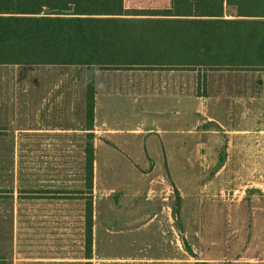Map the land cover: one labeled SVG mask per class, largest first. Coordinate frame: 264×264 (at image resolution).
I'll use <instances>...</instances> for the list:
<instances>
[{
    "label": "rangeland",
    "instance_id": "1",
    "mask_svg": "<svg viewBox=\"0 0 264 264\" xmlns=\"http://www.w3.org/2000/svg\"><path fill=\"white\" fill-rule=\"evenodd\" d=\"M95 70L130 91L151 92L174 75ZM181 73L170 81L186 80L189 95H206L208 74L214 84L228 86L223 92L231 94V109L212 113L229 125L224 136L231 137V145L212 157L201 152L195 157L197 146L188 141L185 157L170 149L171 139L169 159L162 162L151 151L150 169L135 172L126 159L99 146L88 261L82 194L87 121L80 106L87 69L0 66V264H264V134L259 132L264 108L250 102L264 95V71ZM142 112L137 110L134 120ZM206 115V110L198 114L208 130ZM211 123L221 134L225 130ZM132 150L133 162L146 167L140 152Z\"/></svg>",
    "mask_w": 264,
    "mask_h": 264
},
{
    "label": "trees",
    "instance_id": "2",
    "mask_svg": "<svg viewBox=\"0 0 264 264\" xmlns=\"http://www.w3.org/2000/svg\"><path fill=\"white\" fill-rule=\"evenodd\" d=\"M134 13L160 18L126 17ZM0 66L87 69L82 194L90 261L95 69L264 71V0H171L156 12L125 10L123 0H0Z\"/></svg>",
    "mask_w": 264,
    "mask_h": 264
},
{
    "label": "crops",
    "instance_id": "3",
    "mask_svg": "<svg viewBox=\"0 0 264 264\" xmlns=\"http://www.w3.org/2000/svg\"><path fill=\"white\" fill-rule=\"evenodd\" d=\"M123 4L125 10L156 12L169 10L171 7V0H133L132 3L131 0H123ZM151 18L160 17L151 16ZM166 72L173 73L174 75L167 77L169 79L167 82L164 81L162 85L159 84V87H155L151 92H147L146 88H144V90L140 88L139 91H130L124 84L121 85V83H117L116 85H112L111 81L108 79V75H106L104 79L103 76L101 77L95 74L93 131L95 136V182L99 177L97 161L99 146H104L109 152H112L113 155L115 154L126 159V161L133 165L132 170L135 172L137 168L140 170L150 169V161L151 163L154 162V156L151 155V151H157L159 159H161L162 162L164 158L169 159L170 156L166 147V141H172L171 139L174 141L170 149L174 151L178 150V152L184 151L185 157L186 152H189L188 141L192 142V147L194 144L197 146L196 152L194 153L195 157L199 156L200 152L203 157H212L216 155L222 146L226 145L229 147L231 145V137L224 136L230 132L228 128L229 125L226 122L223 123V120L218 121L215 119L212 113L214 110L227 111L231 109V94L228 91L227 94L223 92L228 89V86L225 87L220 83L219 85L214 84L213 80L215 77L210 78L208 74V92L206 95L204 92L201 95H199V92H192L191 95H189L186 80L183 83L181 81L171 83L170 81L172 78L181 79V72L185 71L173 70ZM106 74H112V72H107ZM182 78L186 79V77ZM218 89L221 93H217ZM42 91L39 92V97H37V99H43L41 94ZM24 92L26 97L28 91L24 90ZM64 94L70 101V93L64 92ZM71 95V102L73 103L75 101L74 94L71 93ZM245 102L247 103V101ZM250 102H258V104L261 105L260 107L264 108V95H261L259 99H251ZM54 103L55 106L57 105L58 107L62 104L60 101H54ZM38 106L37 104L36 109H38ZM80 106L82 109H85L84 93L81 95ZM72 108L75 109L74 107ZM125 110H135L136 112L127 113ZM137 110L143 112L139 119L134 120L136 114H138ZM165 110H168L169 114H165ZM203 110L207 111V120L205 122L210 127L208 130L204 127V121L199 119L198 116ZM144 111H148V118ZM149 113L151 117H149ZM212 121L217 122L219 126L225 129L222 134L220 131L211 129L216 127L215 124L211 123ZM220 122L222 124H220ZM261 123L259 132L264 134V119ZM245 131L246 130L240 132ZM215 142L219 145L215 146ZM133 143H136V145H132ZM134 148L140 152L143 159L146 161V167L142 168L133 162L135 154L132 149ZM200 149L203 151H200ZM262 150L264 156V149ZM204 151L208 152V154ZM127 172H130V170L127 169Z\"/></svg>",
    "mask_w": 264,
    "mask_h": 264
}]
</instances>
